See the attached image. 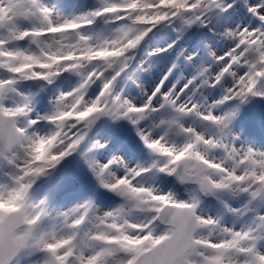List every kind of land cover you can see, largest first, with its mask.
Returning a JSON list of instances; mask_svg holds the SVG:
<instances>
[{
	"label": "snow or ice",
	"instance_id": "snow-or-ice-1",
	"mask_svg": "<svg viewBox=\"0 0 264 264\" xmlns=\"http://www.w3.org/2000/svg\"><path fill=\"white\" fill-rule=\"evenodd\" d=\"M0 264H264V0H0Z\"/></svg>",
	"mask_w": 264,
	"mask_h": 264
}]
</instances>
